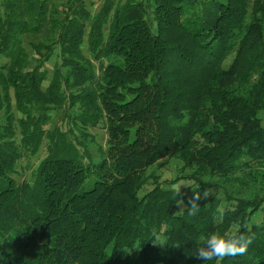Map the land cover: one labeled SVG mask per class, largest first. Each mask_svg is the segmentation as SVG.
Masks as SVG:
<instances>
[{
  "label": "trees",
  "instance_id": "16d2710c",
  "mask_svg": "<svg viewBox=\"0 0 264 264\" xmlns=\"http://www.w3.org/2000/svg\"><path fill=\"white\" fill-rule=\"evenodd\" d=\"M122 1L0 0V264H264V0Z\"/></svg>",
  "mask_w": 264,
  "mask_h": 264
},
{
  "label": "clouds",
  "instance_id": "9594fccd",
  "mask_svg": "<svg viewBox=\"0 0 264 264\" xmlns=\"http://www.w3.org/2000/svg\"><path fill=\"white\" fill-rule=\"evenodd\" d=\"M181 185H191L187 183L180 184L175 188L174 196L178 205H183L184 201L181 198L180 188ZM192 186L193 196L189 199V215L195 216L199 212L198 201L202 198V195L197 191L198 186ZM209 191L206 190L203 193V197H207ZM254 236L246 235L242 230L232 231L230 233H212L205 237H201L196 243L198 247L194 255L202 261H223L226 257L245 255L248 252L249 246L253 243Z\"/></svg>",
  "mask_w": 264,
  "mask_h": 264
},
{
  "label": "rangeland",
  "instance_id": "374dc122",
  "mask_svg": "<svg viewBox=\"0 0 264 264\" xmlns=\"http://www.w3.org/2000/svg\"><path fill=\"white\" fill-rule=\"evenodd\" d=\"M115 1H118V0H115ZM91 2H93V6H94L93 11H95L97 10V8H99L102 5L103 0H91ZM123 2L124 0L122 1V3ZM55 118H56L55 121L57 122L60 118V115H57ZM66 129H68V126H64V131H66ZM88 134L90 135L89 137H91L88 139L89 141L91 140V142H88L87 144L88 155L91 157H98L100 155V153L98 152V149L101 148L102 152H104L105 150V143L107 140V135L103 130H90ZM46 156H47V151L45 149V146L40 148L39 153L36 156L35 155L34 156L25 155L18 164L19 168L17 169V175L14 176L15 182L17 184H20L24 178L27 179V177L29 176L31 172L29 170H33L34 168H36L38 164L40 163V161H42ZM156 172L157 174H162L161 172H158V171ZM174 173H175V169L174 171L171 170L169 173L163 172V174L169 175V176L172 175L173 177L175 175ZM94 182H95V177L92 175L89 177L88 181L84 185V189L85 190L88 189L90 185H92ZM206 182L210 185H218V186L223 185L222 181L217 178L207 179ZM225 186L227 187V189H230V186H227V185ZM180 189L191 190V187L190 185H181Z\"/></svg>",
  "mask_w": 264,
  "mask_h": 264
}]
</instances>
